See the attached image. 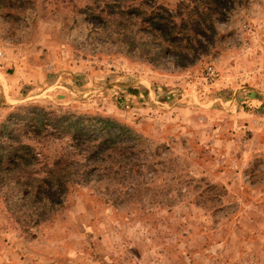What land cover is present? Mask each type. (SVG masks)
Here are the masks:
<instances>
[{
  "label": "rangeland",
  "instance_id": "obj_1",
  "mask_svg": "<svg viewBox=\"0 0 264 264\" xmlns=\"http://www.w3.org/2000/svg\"><path fill=\"white\" fill-rule=\"evenodd\" d=\"M236 3L199 61L148 62L96 30L91 0H0V125L31 107L110 118L148 161L73 185L39 223L1 189L0 264H264V0Z\"/></svg>",
  "mask_w": 264,
  "mask_h": 264
},
{
  "label": "trees",
  "instance_id": "obj_2",
  "mask_svg": "<svg viewBox=\"0 0 264 264\" xmlns=\"http://www.w3.org/2000/svg\"><path fill=\"white\" fill-rule=\"evenodd\" d=\"M27 1L19 0L22 5ZM236 1L182 0L171 9L156 0H91L84 11L98 20L96 30L130 54L148 62L161 54L197 62L210 50L218 23L229 17ZM10 121L0 125V190L9 187L10 199L34 210L38 223L64 205L73 185L108 176L125 179L148 162L142 158L144 138L114 119L31 107ZM52 136L66 145L54 162L24 141L46 144Z\"/></svg>",
  "mask_w": 264,
  "mask_h": 264
}]
</instances>
